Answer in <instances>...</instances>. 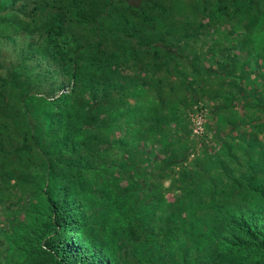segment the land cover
<instances>
[{
	"label": "trees",
	"instance_id": "16d2710c",
	"mask_svg": "<svg viewBox=\"0 0 264 264\" xmlns=\"http://www.w3.org/2000/svg\"><path fill=\"white\" fill-rule=\"evenodd\" d=\"M216 115L255 129L212 152ZM1 168L0 264H264V0H0Z\"/></svg>",
	"mask_w": 264,
	"mask_h": 264
},
{
	"label": "rangeland",
	"instance_id": "374dc122",
	"mask_svg": "<svg viewBox=\"0 0 264 264\" xmlns=\"http://www.w3.org/2000/svg\"><path fill=\"white\" fill-rule=\"evenodd\" d=\"M160 26H162V20H160L158 24L155 23V25L152 28V30H156L157 28H160ZM156 32H157V30H156ZM187 47H188V50L191 52L190 45H188ZM5 48H6V52H8L7 50L9 49V47H5ZM172 49H174V48H172ZM188 50H185L183 52V55L186 54L187 52H189ZM179 55L182 56L181 54H179ZM148 56L149 55H147L144 59L145 60L148 59L147 58ZM7 57H9V55ZM13 57H14V55L10 56L11 59H13ZM182 57H183V61L180 62V66H181V68H183L186 71V73L190 74L191 75L190 77L192 78L194 73L192 72L191 67L194 66V64L189 62V61H191V58H186L184 56H182ZM202 63L204 64V66L208 67V62L206 61V59L202 60ZM187 68H188V70H187ZM213 68H215L217 72H219L221 70V67H219L216 64H213ZM143 72H144L143 70L140 71V73H143ZM131 75L134 76V75H137V73L132 72ZM172 76H173L172 79L177 78L176 75H172ZM148 79H149V77H148ZM214 79H215L214 75L212 77H209L208 79H207V77L200 78L199 80H197V86L200 87L201 84H203L205 82H210V84H212V86L210 88L213 89V88L216 87V80H214ZM253 79L257 80V79H259V77L255 75V76H253ZM161 82L164 85L163 88H166V87H168L171 84V82L169 83L168 80H164V81L161 80ZM174 83H178L179 84V81L175 80ZM151 90L152 89H150L148 92H150ZM174 91L175 92L178 91L179 94L184 95L185 97L189 96L188 92L186 91V86L184 87V85L180 86L179 88H174ZM172 92L173 91H172L171 88L169 89V91L168 90L166 91L167 96H168V98L171 101L173 100L172 98L174 97ZM57 93L58 92H56V94ZM150 93L152 95V92H150ZM126 98H127L128 102L135 103L134 99L132 98V96H128ZM150 99L152 101L150 103L148 102L149 104L147 105V106H149V110L153 113V115H156L154 117L161 116L162 115L160 113L161 109H164L163 107L166 105L165 100H161L159 97H155V96H150ZM201 102H200L201 108L200 109H196V110L193 107L189 106V105H185L184 103L183 104L180 103V107H181L180 108V112L181 113H179V114H183L184 116H186L185 114L188 113L190 115V118H191V116H193L191 118V120H193V125H195L198 120H201V123H199L200 124V128H199L200 132H192L189 135V137L186 138L187 142H188L187 148H189V149L190 148H196V149L201 148V145H200L201 144V139L200 138H201V136H203L206 133V131H205L206 128L204 126V122L207 123V121H209L210 118L208 117L207 114H208V112L210 110H212L214 108L212 106V104H211L212 100H210V101H205L204 100V101H201ZM143 103L146 104L147 102L143 101ZM246 104H247V102H244L243 107H245ZM142 106L143 105L141 104L140 107H137L138 111H141L143 109L144 106L143 107ZM234 106L236 108H238L239 112H241L240 104L238 105V103H235ZM165 113L170 115L171 114V110L170 109H166ZM218 118H219V116H217V115L213 116V120H214L213 123L216 126V128H217V122L219 120ZM173 119L174 118H171L170 119V123L165 126L164 131H165V133L167 135H165V133L163 131L162 132V134L164 133L163 136H162V134H160V135H158L156 137L155 136L151 137V135L148 134L147 131H144L148 135V137L150 138V141L154 142L153 145H151L149 142L145 143L142 139L139 140V136L138 135L135 136L136 139H138L139 141L142 142L143 146L141 148H144L142 150L145 152V154L147 153V155H149V158L152 159L151 156L153 155V149H151V148H163V145H164L163 143L170 145L172 148H174V147H176L178 145L179 142H177L175 132L171 130V128L173 129V127H174L173 124L175 123V121ZM224 126H226V127L225 128L214 129L212 131V133L208 132L203 137L204 142L206 143L207 146L210 147L209 149H211L212 152H213V150H216L217 148L222 146V144H223V142L225 140L231 138L227 134L235 135L236 133L238 134L239 132H242L243 130H248V132H249V131H253V129H255V128H253V125L252 126L251 125L247 126V128H245V126L242 127V125H239L238 127H235L233 129H231V131H230L227 123H225ZM184 129H185V127H182V130H180V132L182 134L185 133ZM260 135H262V132H260L258 134V136H260ZM160 136H162V137L160 138ZM130 137L131 136H127V138H130ZM234 137L237 138L238 135H235ZM160 140H162L164 142L163 143H159ZM11 169H12V167H11ZM0 170H1V173H2V170H4V169L1 168ZM17 192H18L17 188H15L12 185V183H10L9 180L6 179L4 184L1 183V181H0V219H1V221L4 220V217H3L2 213H3V211L6 210L7 203L10 202V200L15 197ZM168 195H169V193H168Z\"/></svg>",
	"mask_w": 264,
	"mask_h": 264
},
{
	"label": "built area",
	"instance_id": "2783aa9c",
	"mask_svg": "<svg viewBox=\"0 0 264 264\" xmlns=\"http://www.w3.org/2000/svg\"><path fill=\"white\" fill-rule=\"evenodd\" d=\"M201 120H198L197 123L194 125L193 127V132H200L199 128H200V124Z\"/></svg>",
	"mask_w": 264,
	"mask_h": 264
}]
</instances>
